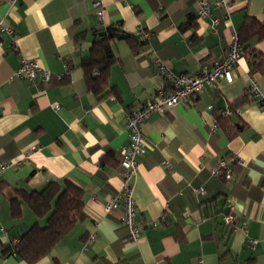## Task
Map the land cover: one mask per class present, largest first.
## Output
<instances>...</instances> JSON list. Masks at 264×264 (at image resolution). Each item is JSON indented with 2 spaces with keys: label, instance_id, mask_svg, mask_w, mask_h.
I'll return each instance as SVG.
<instances>
[{
  "label": "crops",
  "instance_id": "0c3cea01",
  "mask_svg": "<svg viewBox=\"0 0 264 264\" xmlns=\"http://www.w3.org/2000/svg\"><path fill=\"white\" fill-rule=\"evenodd\" d=\"M93 1L0 0V21L10 29L0 37V161L15 162L0 178V264H28L13 254L3 257L2 247L17 243L34 224L46 225L27 206L20 219L11 218L16 190L41 191L63 180L82 190V218L32 264H264V109L250 92L255 83L264 96V75L248 73L247 56L231 83L219 80L142 124L145 154L137 159L133 187L138 242L127 239L121 208L104 210L123 186L119 162L130 110L169 89L154 60L176 75L221 60L246 16L264 22V0H229L228 13L212 8L203 19L196 17L197 0H99L102 21ZM213 18L219 20L215 30ZM109 26L145 45L134 52L124 40L113 42L117 61L107 89L95 96L80 63L94 32ZM243 48L264 52V39L251 38ZM22 59L63 78L50 86L40 78H13ZM247 93V102L231 113ZM228 111L241 124L230 139L218 125L212 129ZM219 159L231 165L232 179L210 176ZM229 211L231 229L222 219Z\"/></svg>",
  "mask_w": 264,
  "mask_h": 264
},
{
  "label": "built area",
  "instance_id": "2783aa9c",
  "mask_svg": "<svg viewBox=\"0 0 264 264\" xmlns=\"http://www.w3.org/2000/svg\"><path fill=\"white\" fill-rule=\"evenodd\" d=\"M18 0H8L10 5H14ZM198 10L196 17L203 19L211 15L212 8L223 9L228 13L230 7L229 0H197ZM92 9L100 21L104 18V8L99 0L92 2ZM219 20L213 18L211 26L215 30ZM10 29L6 28L0 21V37L3 34H9ZM147 38V34H143ZM244 55L243 47L239 43L238 33L233 31L230 35V44L223 58L219 61H214L209 66L201 67L193 75L173 74L167 67L166 63L160 59H155L156 69L166 81L169 82V89H158L155 95L137 107L130 110L126 118L125 129L127 131V145L121 150L120 167L123 170V186L119 193L111 197L104 203V210L110 213L113 210L121 208L123 211L122 223L128 230V240L131 243H137L141 235V227L136 222V203L133 196V187L137 177L138 157L145 154V142L142 124L153 114H162L172 109L173 107L185 103L188 98L199 94L204 87L215 84L219 80L225 83H231L234 76L233 70L238 64L239 59ZM70 72V68H66V73ZM13 78L26 79L34 82L40 78L42 83L50 86L53 83L62 80L63 76L51 73L43 69L35 60L22 59L19 68L14 72ZM250 92L257 101L258 106L264 109V96L258 85L253 83ZM225 114V113H224ZM230 111L225 115H229ZM217 127V122L214 121L212 129ZM242 166L241 160L236 161ZM15 164L14 161H0V178L4 172L10 169ZM209 174L214 178H223L225 180L232 179L233 169L231 165L224 159H219L215 166L210 169ZM197 193H202V187L194 188ZM223 223L226 228L231 229L234 223V216L231 212L223 215ZM156 225V223H153ZM95 239V234L90 236V241ZM255 244V241H250ZM5 255H3L4 257Z\"/></svg>",
  "mask_w": 264,
  "mask_h": 264
},
{
  "label": "trees",
  "instance_id": "16d2710c",
  "mask_svg": "<svg viewBox=\"0 0 264 264\" xmlns=\"http://www.w3.org/2000/svg\"><path fill=\"white\" fill-rule=\"evenodd\" d=\"M254 37L264 39V22L246 16L238 31L239 43L243 47ZM115 40L126 41L134 52H138L145 45V42L125 34L119 27L109 26L102 32H94L89 55L81 61L80 67L88 91L95 96L102 95L108 87L109 69L117 61L112 50ZM243 52L244 56L250 58L248 73L264 75V52L251 48H243ZM248 97L250 93L234 102L231 113L234 112V107L246 103ZM216 122L229 139L234 138L241 127L239 121L235 122L226 115L217 117ZM82 195V190L68 180L61 183L51 181L41 191L16 190V197L9 201L11 218L20 219L22 206H27L36 218H46V225L41 227L34 224L22 233L17 243L4 245L1 254H13L28 264L48 256L63 236L82 218Z\"/></svg>",
  "mask_w": 264,
  "mask_h": 264
}]
</instances>
